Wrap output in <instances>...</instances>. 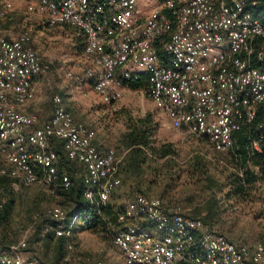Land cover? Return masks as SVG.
Segmentation results:
<instances>
[{
    "label": "built area",
    "instance_id": "built-area-1",
    "mask_svg": "<svg viewBox=\"0 0 264 264\" xmlns=\"http://www.w3.org/2000/svg\"><path fill=\"white\" fill-rule=\"evenodd\" d=\"M12 1L0 0V17ZM28 1L27 9L42 11L48 27H66L81 40L89 61L84 75L105 103L121 97L124 82L144 75V92L170 127L206 139L218 152L229 151L233 133L254 119L258 107L264 110V20L253 15L264 0ZM43 71L29 33L0 36V177L15 189L68 190L70 177L59 173L50 148V140H59L65 157L84 167L83 197L98 210L120 185L123 156L111 147L98 149L95 132L76 121L58 95L43 123L23 110L35 98L34 79ZM252 149L261 151L258 141ZM34 218H44L46 231L68 239L78 222L76 216L68 221L60 205ZM116 219L112 240L124 264H264L262 242H234L201 217L167 208L159 197L136 195ZM31 231L16 242L0 241V264H39L24 255Z\"/></svg>",
    "mask_w": 264,
    "mask_h": 264
},
{
    "label": "rangeland",
    "instance_id": "rangeland-1",
    "mask_svg": "<svg viewBox=\"0 0 264 264\" xmlns=\"http://www.w3.org/2000/svg\"><path fill=\"white\" fill-rule=\"evenodd\" d=\"M154 1V0H153ZM152 1V2H153ZM28 0H13L12 8L6 10L0 17V36L13 37L22 32L29 33L33 46L39 52L44 71L41 74L44 86L42 102L38 113L40 122L47 120L53 111L52 98L58 95L63 107L72 114L76 121L85 123L98 135L107 148L116 150L122 156L123 150L119 146V139L130 125L139 118L150 116L155 123V131L159 129L163 137H156L157 142H171L177 151V156L167 161H160V173H145L140 179L142 188L147 189V182L153 181L149 195L159 197L167 208L181 207L192 216L196 203H190L188 196L196 194L197 187L191 179L190 162L198 161L207 164L209 171L219 182L225 184L228 167L234 168L229 152L215 151L204 138L188 135L183 129H172L162 125L161 118L154 104L144 92V88L130 89L125 87L121 97L113 102L105 103L88 84L84 75L87 58L81 53L82 44L77 41L72 31L66 27H48L45 24V14L42 11H29ZM154 3V2H153ZM71 72L72 76L66 73ZM122 182V181H121ZM169 185V192L164 196L163 185ZM115 189L116 194H124L127 184ZM172 186V187H170ZM176 187V188H175ZM12 188L6 193L5 203H9L10 214L5 221L9 229L6 241L16 242L23 231L33 229L35 215L43 213L52 205H60L66 213L67 220L72 217L73 203L66 200L62 194H51L42 185ZM175 188V189H174ZM226 188L215 193L224 199V210L220 221L212 229L226 235L230 240L238 243L262 242L258 237V221L255 220L257 206H241L236 204L235 210L229 211L228 201L225 200ZM146 192V191H145ZM145 192L135 193L146 194ZM204 194V193H203ZM201 194V197H203ZM133 196V197H134ZM200 197V196H199ZM128 197L120 203H126ZM9 200V201H8ZM39 221L44 218L38 219ZM232 228H228L231 225ZM231 225V226H232ZM2 228V227H1ZM0 228V229H1ZM229 229H232L229 231ZM32 233V232H31ZM111 228H101L98 231L84 229L76 223L73 236L58 245L53 239H42L38 243L28 244L24 251L29 257L36 258L41 264H124L119 249L113 244ZM73 244V250L67 251V243ZM7 243V242H4ZM68 255V261H62L61 256Z\"/></svg>",
    "mask_w": 264,
    "mask_h": 264
},
{
    "label": "trees",
    "instance_id": "trees-1",
    "mask_svg": "<svg viewBox=\"0 0 264 264\" xmlns=\"http://www.w3.org/2000/svg\"><path fill=\"white\" fill-rule=\"evenodd\" d=\"M264 4L257 6L253 10V15L264 20ZM77 41L81 40L75 37ZM162 42L157 44V52L161 56V44L165 39L162 37ZM83 52V46L81 53ZM147 85V78L144 75L138 79L124 82V86L130 89H140ZM155 123L148 115L144 118H139L133 125L122 133L119 139V146L125 150V153L119 163L118 176L120 178L121 186L127 184V189L124 194H116L113 191L109 197L106 205L100 209L92 207L83 197V172L84 167L74 161L68 160L63 151L62 143L59 140H50V148L53 149L57 156V167L59 173L65 172L70 177V187L68 190L58 189L55 195L62 194L64 198L73 203L74 209L72 217L76 216L78 222L84 229L98 231L101 228H111L112 232L117 227L116 212L123 207L128 201L132 200L135 193L145 192L147 196L151 185L156 182L148 181L147 189L143 190L140 181L141 176L146 172L151 174H162L158 167L160 161H167L170 158L177 156V151L174 144L171 142H157L155 139ZM258 141L261 151H253L252 142ZM218 152V151H217ZM231 155V160L234 163V170L230 171L226 178L225 184H221L219 180L209 171L206 163L198 161V159L190 162V172L193 185L197 187L196 194H190L188 198L190 203H196L194 212L198 216L203 213L202 220L211 228L216 225L221 218L224 208V199L218 198L216 191L222 190L224 187L227 189L225 200L231 206L244 201H251L254 199L255 193L259 186L264 184V110L258 107L256 115L249 123L244 124L239 130L233 133L232 148L227 151ZM242 170V175H239L237 170ZM122 181V182H121ZM172 187V186H170ZM169 185H163V192L159 193L164 196L168 193ZM176 188V187H175ZM174 188V189H175ZM12 191L11 180L6 177H0V201L2 198L6 199V193ZM204 193V194H203ZM203 194V197H201ZM138 195V194H137ZM126 203H120L131 197ZM134 196V197H133ZM257 199L264 204V192L257 193ZM10 200V201H9ZM6 204L5 201L0 209V241H6L8 238L9 229L5 227V221L10 214L9 199ZM45 220L34 221L32 233L28 238V244L38 243L42 239H53L57 241L58 245L68 239L65 237H55L50 231H46ZM263 243V242H262ZM264 244V243H263ZM67 250V249H66ZM56 251V249H55ZM61 256L62 261L66 254L62 255L61 252L56 251ZM66 262V261H64ZM39 264H41L39 262Z\"/></svg>",
    "mask_w": 264,
    "mask_h": 264
},
{
    "label": "crops",
    "instance_id": "crops-1",
    "mask_svg": "<svg viewBox=\"0 0 264 264\" xmlns=\"http://www.w3.org/2000/svg\"><path fill=\"white\" fill-rule=\"evenodd\" d=\"M143 13L144 14H147L148 13V8H143ZM83 53V52H82ZM89 65V61H87V63L86 64H84V66L83 67H87ZM87 81H88V84H90L91 86H92V81L90 80V79H88L87 78ZM34 85H35V87H36V95H35V98L33 99V100H31V101H29L28 103H26L22 108H23V110L25 111V112H28V113H38L39 112V110H40V106H41V102H42V91H43V86H44V82H43V78L41 77V75L39 76V77H37V78H35L34 79ZM66 110H67V108L66 107H64ZM156 109V108H155ZM68 111V110H67ZM156 111L158 112V114H159V117L161 118L160 120H161V123H162V125H164V126H167L168 128H172V127H170V125H169V123H168V121H167V119H166V116L163 114V113H161V112H159L157 109H156ZM49 119V118H48ZM47 119V120H48ZM46 120H44L43 122H45ZM43 122H40V123H43ZM173 129V128H172ZM160 132V130L158 129L157 130V132H156V134H155V138L158 136L159 138L160 137H163V135L161 134V133H159ZM94 144L97 146V148L98 149H100V150H105V149H107V147L105 146V144L101 141V139H100V137L98 136V135H96L95 134V139H94ZM123 150V149H122ZM124 153H125V150H123V154H122V156L124 155ZM232 170H234V168H232V167H228V173L230 172V171H232ZM115 191V190H114ZM257 193H262V192H264V184H262V185H260L259 186V189L256 191ZM257 193H255L256 194V196L254 195V199L253 200H251V201H244V202H242V203H239L241 206H251V207H254L255 208V206H257V209H255V213H254V215H255V220L256 221H258V224H257V226H258V229H257V231H258V237L260 238V240L264 243V204H262L261 203V201L260 200H258L257 199ZM125 205V204H124ZM123 205V206H124ZM231 205L230 204H228V209H229V207H230ZM233 206H236V205H233ZM229 211H231V210H229ZM202 215H203V213L202 214H200V215H198L199 217H201L202 218ZM233 224V222H231V225ZM229 226L228 225V228H232V227H234L233 225L232 226ZM209 226V225H208ZM210 227V226H209ZM213 227H214V225H213ZM211 228V227H210ZM212 229V228H211ZM213 231H215V232H217L216 230H214V229H212ZM232 229H229V231H231ZM217 233H220V232H217ZM222 234V233H221ZM26 257H29V256H27L26 254H24ZM30 258V257H29Z\"/></svg>",
    "mask_w": 264,
    "mask_h": 264
}]
</instances>
